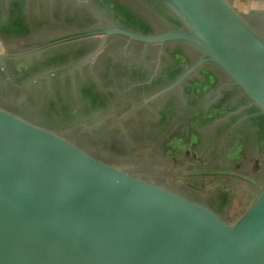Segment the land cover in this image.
Here are the masks:
<instances>
[{"label":"flooded vegetation","instance_id":"obj_1","mask_svg":"<svg viewBox=\"0 0 264 264\" xmlns=\"http://www.w3.org/2000/svg\"><path fill=\"white\" fill-rule=\"evenodd\" d=\"M261 17L253 23L264 35ZM113 28L155 36L181 25L153 0H0V107L232 213V188L264 184V115L214 66L197 64L190 46ZM172 163V172L160 170Z\"/></svg>","mask_w":264,"mask_h":264},{"label":"water","instance_id":"obj_2","mask_svg":"<svg viewBox=\"0 0 264 264\" xmlns=\"http://www.w3.org/2000/svg\"><path fill=\"white\" fill-rule=\"evenodd\" d=\"M153 1L181 29L111 31L190 46L264 115V37L228 0ZM0 264H264V184L229 222L0 107Z\"/></svg>","mask_w":264,"mask_h":264},{"label":"rangeland","instance_id":"obj_3","mask_svg":"<svg viewBox=\"0 0 264 264\" xmlns=\"http://www.w3.org/2000/svg\"><path fill=\"white\" fill-rule=\"evenodd\" d=\"M228 2L234 8V10L246 22H248L252 26V28H254L255 31L257 30V32H259V34L264 37V35L261 33V31L258 28H256V26L253 23V18L258 17V16H262L261 18L264 17V0H228ZM48 126H49L51 131H53L54 133L64 137V135L61 133L62 130L58 126H54V125H48ZM64 138H66V137H64ZM66 139H68V138H66ZM118 168H120V167H118ZM120 169L126 171V169H123V168H120ZM160 170L172 172L174 170V165L172 163L171 165H168L163 169L160 168ZM134 176H136V175H134ZM201 180L204 181V179H201ZM150 182H151V180H150ZM164 183L167 185L170 184L171 186H175L176 184H178V181L174 180L173 178H172V180H171V178H167V180L164 179ZM232 185H233V183H232ZM238 185H242L241 187H243V189L240 190V189L232 188V191L230 192L231 195L227 199L229 201V203L226 207H227L228 211L232 212V213L229 214L227 212L225 214V217H223L221 215L224 219H226L229 222H232L238 216H240L246 210V208L250 205V203L253 201L254 197L258 193V191H256V192L249 191L247 185H245L244 183H241ZM200 186L202 188L204 185H200ZM233 187H236V186H233Z\"/></svg>","mask_w":264,"mask_h":264}]
</instances>
